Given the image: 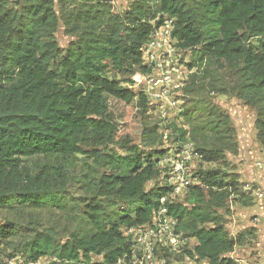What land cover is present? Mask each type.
I'll use <instances>...</instances> for the list:
<instances>
[{
  "label": "trees",
  "instance_id": "obj_1",
  "mask_svg": "<svg viewBox=\"0 0 264 264\" xmlns=\"http://www.w3.org/2000/svg\"><path fill=\"white\" fill-rule=\"evenodd\" d=\"M162 16L176 20L177 46L191 50L197 61L247 77L229 93L255 109L256 140L264 147V56L249 44L264 40V0H134L121 14L106 0H0V210L62 208L68 181L63 168L43 165L31 175V159L68 163L87 155L103 170L87 181L84 229L57 244L50 230L22 228L33 235L20 247L28 261L52 255L49 264H115L129 256L124 231L149 223L170 193L166 186L145 189L160 177L159 152L145 153L124 136L125 155L103 154L118 134L110 100L130 105L136 98V116L148 123L142 124L141 142H159L144 99L128 86L145 70L141 48ZM60 26L73 37L63 52L55 38ZM199 126L192 124L190 133L217 140L196 153L225 168L229 147L222 138L233 135L228 116L210 109ZM178 132L180 138L186 134ZM195 180L182 202L165 203L177 233L195 241L183 253L194 264H237L230 254L239 239L229 237L224 216L235 198L245 207L252 199L241 192L237 175L224 169ZM20 228L0 225V246L19 236Z\"/></svg>",
  "mask_w": 264,
  "mask_h": 264
},
{
  "label": "rangeland",
  "instance_id": "obj_2",
  "mask_svg": "<svg viewBox=\"0 0 264 264\" xmlns=\"http://www.w3.org/2000/svg\"><path fill=\"white\" fill-rule=\"evenodd\" d=\"M106 1L109 2L113 13L121 14L134 0ZM66 6L68 11H72V6ZM55 38L60 52H63L69 42L73 40V37L63 32L61 26ZM249 44L264 56V40L252 39ZM188 53L190 56L188 67L191 74L189 84L182 94V115H185L184 122L189 127V133L182 138L179 137L180 132L173 133L168 137V145L169 147H173L174 143L191 145L189 150L194 158L189 165V177L192 179L207 171L220 169H224L225 173L237 175L242 186L241 192L245 193V197L249 195L252 200L251 205L245 207L242 204V198L241 201L240 198H235L230 205L229 214L224 216V228L229 237L239 239V243L230 257L237 264H264V147L260 146L256 140L255 109L237 99L234 94L229 93L231 89L242 85L247 77L239 71L219 68L207 59L197 61L191 50ZM134 78H132V84L128 86L130 89H134ZM136 104V100L130 105L109 101L110 110L117 123L118 134L114 142L108 146V151H104L103 154L110 151L118 155H125L124 136H127L145 153L153 150L160 154L165 152L160 149V139L158 144L153 146H145L141 142L142 124L147 125L148 123L144 119L140 121L139 116H136ZM210 109H217L220 113L228 116L229 125L233 130L230 139L226 135L222 138L226 141L224 143L226 147H229L225 153V168L203 162L196 153L197 149L209 147L217 139L209 135H206V138L202 137L200 133L198 135L190 133L192 124L200 127L199 125L207 119ZM190 117L194 121H188ZM149 122L151 121L149 120ZM172 152L174 153L175 150ZM43 165H49L50 169L61 166L66 174L68 179L67 194L61 204L62 208L47 205L41 209L0 210V225L5 222H13L21 227L19 236L9 241L8 244L0 246V264H49L54 260L52 255L42 257L36 263L26 259L20 252L21 243L33 235L30 231L23 230L24 226L34 228L38 232L44 230L54 232L57 244L63 242L71 232L85 228L80 214L81 209L88 202L87 181L90 176L99 175L103 170L97 168L87 155H76L68 163H64L60 159H47L43 162L31 159L26 166L30 174L34 175ZM164 185L165 181H161L158 177L154 182L148 183L145 189L149 190L152 187H163ZM183 199V197L178 198V201L182 202ZM128 208L129 206L126 205L117 207L119 210ZM185 242L186 249L195 244L191 237L186 238ZM184 249L180 253L154 250V264H194V261L184 255Z\"/></svg>",
  "mask_w": 264,
  "mask_h": 264
},
{
  "label": "built area",
  "instance_id": "obj_3",
  "mask_svg": "<svg viewBox=\"0 0 264 264\" xmlns=\"http://www.w3.org/2000/svg\"><path fill=\"white\" fill-rule=\"evenodd\" d=\"M175 22L174 18L162 16L161 26L142 46L145 70L134 76L132 89L144 99L146 115L155 126L161 142L160 149L165 151L157 158V169L160 171L159 178L165 181L164 186L171 191L160 199V207L149 223L124 231L131 245L129 256L125 255L115 264H154V250L180 253L186 246V238L177 233V222L167 215L165 207L166 202L178 201L185 196L189 186L197 183L189 177V165L194 158L189 150L191 145H168V137L173 133H189L182 115V94L189 84L190 56L189 50L179 48L172 36Z\"/></svg>",
  "mask_w": 264,
  "mask_h": 264
},
{
  "label": "water",
  "instance_id": "obj_4",
  "mask_svg": "<svg viewBox=\"0 0 264 264\" xmlns=\"http://www.w3.org/2000/svg\"><path fill=\"white\" fill-rule=\"evenodd\" d=\"M11 1H15V0H11Z\"/></svg>",
  "mask_w": 264,
  "mask_h": 264
}]
</instances>
